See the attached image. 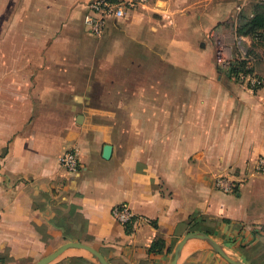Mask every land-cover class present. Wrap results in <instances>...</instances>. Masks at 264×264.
<instances>
[{
  "label": "crops",
  "instance_id": "1",
  "mask_svg": "<svg viewBox=\"0 0 264 264\" xmlns=\"http://www.w3.org/2000/svg\"><path fill=\"white\" fill-rule=\"evenodd\" d=\"M89 1L0 0V264H36L67 243L107 264H170L188 233L264 264V88L214 64L257 5L149 0L93 36ZM242 37L263 77L264 44ZM68 150L73 173L59 163ZM119 205L133 223L113 218ZM49 264L99 262L69 248ZM177 264L229 263L198 235Z\"/></svg>",
  "mask_w": 264,
  "mask_h": 264
},
{
  "label": "built area",
  "instance_id": "2",
  "mask_svg": "<svg viewBox=\"0 0 264 264\" xmlns=\"http://www.w3.org/2000/svg\"><path fill=\"white\" fill-rule=\"evenodd\" d=\"M149 0H90L86 5L83 24L86 31L93 36H100L110 18L121 19L127 10L144 6ZM226 1V0H220ZM234 3L236 12L241 14L250 4L264 7V0H229ZM252 15H250V18ZM264 38V32L260 33ZM243 37L238 36L235 44L230 47L218 46L214 51V64L221 69L232 81L241 86L255 90L264 88V76L258 77L253 71V57L250 50L241 44ZM252 42H260L258 37H250ZM60 167L67 173H73L79 168V160L74 150L66 151L59 160ZM255 173L264 174V159H257L254 165ZM215 187L224 192L232 193L237 188V182L220 177L215 181ZM113 218L120 225L134 222L131 211L124 205L115 206L112 211Z\"/></svg>",
  "mask_w": 264,
  "mask_h": 264
},
{
  "label": "water",
  "instance_id": "3",
  "mask_svg": "<svg viewBox=\"0 0 264 264\" xmlns=\"http://www.w3.org/2000/svg\"><path fill=\"white\" fill-rule=\"evenodd\" d=\"M201 235L208 243L209 245L212 247V249L217 252L223 259H225L229 264H243L239 261H234L232 260L228 255H226L225 252H223L220 247L214 242L212 241L208 236L204 235V234H198V233H188L187 235H185L175 246V249L173 251V257L172 260L170 262V264H177V260L179 257V254L181 252V249L183 247V245L190 240L191 238ZM69 248H78V249H82L88 253H90L92 256L95 257V259L99 262V264H107V262L105 261V259L94 249L85 246V245H81L78 243H67L65 245H63L61 248H59L57 251L51 253L50 255L42 258L40 261H38L36 264H49L50 262H52L54 259H56L63 251H65L66 249Z\"/></svg>",
  "mask_w": 264,
  "mask_h": 264
},
{
  "label": "trees",
  "instance_id": "4",
  "mask_svg": "<svg viewBox=\"0 0 264 264\" xmlns=\"http://www.w3.org/2000/svg\"><path fill=\"white\" fill-rule=\"evenodd\" d=\"M264 32V7L256 6L253 10V16L242 22L237 29V33L242 36L258 37L261 40L259 43L264 44V38L260 36V33ZM129 232V230H127ZM164 242L157 240L153 243L151 251L157 246H163Z\"/></svg>",
  "mask_w": 264,
  "mask_h": 264
}]
</instances>
